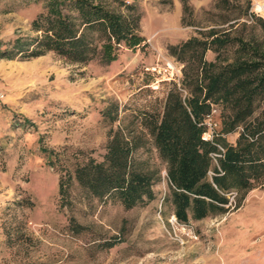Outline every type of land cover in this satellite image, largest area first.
<instances>
[{
  "label": "rangeland",
  "instance_id": "rangeland-1",
  "mask_svg": "<svg viewBox=\"0 0 264 264\" xmlns=\"http://www.w3.org/2000/svg\"><path fill=\"white\" fill-rule=\"evenodd\" d=\"M129 1L141 12L147 44L108 64L69 63L53 52L0 59V264H264V188L226 213L172 222L165 164L146 126L182 77L183 64L167 47L216 29L264 51V13L255 7L264 0H188L187 12L179 0ZM42 9L41 0H0V44L29 34ZM110 103L118 104L113 126L139 137L135 165L153 174V197L125 208L71 180L61 206L60 164L49 166L40 148L60 153L65 168L101 160L110 129L101 112ZM215 110L205 119L212 139L220 130ZM237 137L226 135L231 143Z\"/></svg>",
  "mask_w": 264,
  "mask_h": 264
},
{
  "label": "trees",
  "instance_id": "trees-1",
  "mask_svg": "<svg viewBox=\"0 0 264 264\" xmlns=\"http://www.w3.org/2000/svg\"><path fill=\"white\" fill-rule=\"evenodd\" d=\"M41 1L43 9L31 20L30 33L0 44V59H30L53 52L69 63L108 64L123 50L147 44L140 32L141 12L127 0ZM179 1L184 12L190 10L188 0ZM201 34L206 36H191L167 47L169 55L183 64L182 77L178 84L170 83L162 110L146 125L165 164L180 223L189 216L199 220L226 213L240 207L251 190L264 188V51L216 29ZM231 47H236L234 56L224 57ZM209 50L217 53L215 60L205 59ZM215 109L220 130L212 140L203 139L209 130L205 119ZM101 114L110 125L101 160L89 157L65 168L60 153L40 148L49 166L60 164L61 206L69 196L71 180L89 196L117 197L125 208L153 197V174L135 165L139 137L113 126L118 121L117 103H110ZM231 133H238L234 143L226 138Z\"/></svg>",
  "mask_w": 264,
  "mask_h": 264
},
{
  "label": "built area",
  "instance_id": "built-area-1",
  "mask_svg": "<svg viewBox=\"0 0 264 264\" xmlns=\"http://www.w3.org/2000/svg\"><path fill=\"white\" fill-rule=\"evenodd\" d=\"M128 2H130L129 0H127ZM261 12H263L264 13V11H261ZM214 111H216V110H213V112ZM212 115V114H211ZM210 115V116H211ZM210 116H207L206 118H209ZM202 138L203 139H209V140H212V135H211V133H204L203 135H202ZM222 150H223V148L222 147H220ZM217 155V154H216ZM217 156H219V155H217ZM172 222H174V223H176V219L173 217V219H172Z\"/></svg>",
  "mask_w": 264,
  "mask_h": 264
},
{
  "label": "bare ground",
  "instance_id": "bare-ground-1",
  "mask_svg": "<svg viewBox=\"0 0 264 264\" xmlns=\"http://www.w3.org/2000/svg\"><path fill=\"white\" fill-rule=\"evenodd\" d=\"M257 11H264V5L261 3H256L255 5Z\"/></svg>",
  "mask_w": 264,
  "mask_h": 264
}]
</instances>
